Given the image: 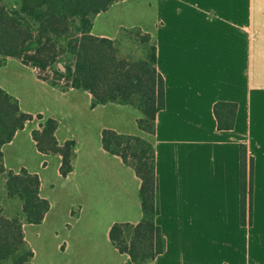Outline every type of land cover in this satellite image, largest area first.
Returning a JSON list of instances; mask_svg holds the SVG:
<instances>
[{
	"label": "crops",
	"instance_id": "1",
	"mask_svg": "<svg viewBox=\"0 0 264 264\" xmlns=\"http://www.w3.org/2000/svg\"><path fill=\"white\" fill-rule=\"evenodd\" d=\"M154 7L152 30L143 33L154 45L163 87V107L149 138L163 251L147 264H264V0H156ZM92 28V35L114 41ZM4 68L0 88L32 115L2 146L4 167L37 174L39 195L49 202L41 173L47 160L55 158L59 174L61 157L39 152L31 132L39 128L37 115L56 120L57 142H75L72 171L62 178L80 176L74 233L82 230L79 237L89 249H78L76 256L84 264H127L128 255L117 251L108 232L114 223L140 221V179L119 156L103 149L101 133L111 129L142 138L147 133L99 120L100 113L116 104L91 108L89 92L54 87L18 58L7 57L0 70ZM219 102L232 105L230 128H218L213 108ZM95 132L98 145L89 139ZM243 153L247 171L250 164L252 169L245 216ZM6 199L0 178V203ZM95 228L106 233L98 243L86 238ZM79 237L73 242L78 244Z\"/></svg>",
	"mask_w": 264,
	"mask_h": 264
},
{
	"label": "trees",
	"instance_id": "2",
	"mask_svg": "<svg viewBox=\"0 0 264 264\" xmlns=\"http://www.w3.org/2000/svg\"><path fill=\"white\" fill-rule=\"evenodd\" d=\"M0 5V66L7 57L40 69V78L61 90L74 88L91 94V108L96 105L130 106L141 114L136 119L139 130L153 135L156 113L163 107L162 79L155 69L154 45L146 60L129 62L121 57L115 42L91 34L94 17L122 0H13ZM61 63L64 70L56 66ZM63 80V83H60ZM229 103H216L214 115L218 128L232 126ZM226 111L221 114V111ZM227 112V113H226ZM39 128L31 132L37 150L61 157L59 174L66 177L75 158L73 140L58 143L57 122L36 116ZM32 115L22 112L17 100L0 88V178L4 179L7 199L21 204V217L0 216V261L31 264L32 251L24 240L22 225L40 224L49 210V202L39 195V178L21 168L14 172L3 164L2 146L10 142ZM103 149L121 158L140 179L139 199L142 217L136 224L114 223L108 232L111 244L128 255L127 264H147L163 251V240L156 216L159 213L155 151L153 144L136 135L119 134L111 129L101 133ZM246 153L242 154L241 212L251 205V164L247 171Z\"/></svg>",
	"mask_w": 264,
	"mask_h": 264
},
{
	"label": "rangeland",
	"instance_id": "3",
	"mask_svg": "<svg viewBox=\"0 0 264 264\" xmlns=\"http://www.w3.org/2000/svg\"><path fill=\"white\" fill-rule=\"evenodd\" d=\"M155 1L125 0L112 4L93 19L92 32L112 36L118 53L129 62L145 61L146 52L152 42L151 38H146L148 35L143 33V30H150L149 32L152 30ZM12 4H14L13 0H0V5L10 6ZM61 65V63L56 64L60 69ZM4 71L5 68L0 70V78L5 75ZM108 107L103 114L100 113L103 116L99 120H106L109 125L114 124V126L117 123L118 126H121H116L119 129H123L125 125L128 131L140 132L134 121L135 118L141 116L138 110L123 105H109ZM150 135L143 134L144 139L149 141ZM89 139L95 141L97 145L99 144L96 132L91 133ZM79 149L81 150V147ZM50 159L46 162V169L41 173L43 178L42 193L49 196L50 202L46 220L40 225L24 223L22 227L24 240L33 253L31 264H84V260H78L77 250L81 248L80 251L84 252L89 248L85 245L84 237H79L83 235L82 230L77 231L76 228V233H74L75 206L78 198L75 186L78 187L80 184V176L62 178L55 170V158ZM19 206L20 201L17 199H6L5 202L0 203V216L12 218L19 214L21 217ZM70 210L74 211L71 213L72 217L69 214ZM98 228L100 229V227ZM99 229L95 228L90 231L86 238L96 243L103 241L106 233ZM76 234L79 237L78 244L77 240L73 242ZM0 264H10V260L0 261Z\"/></svg>",
	"mask_w": 264,
	"mask_h": 264
},
{
	"label": "built area",
	"instance_id": "4",
	"mask_svg": "<svg viewBox=\"0 0 264 264\" xmlns=\"http://www.w3.org/2000/svg\"><path fill=\"white\" fill-rule=\"evenodd\" d=\"M34 69L36 70V72H37L39 75H41L40 73H42V72L40 71L39 68H37V67L34 66ZM45 74H47V75L50 76V77H51V75H52L50 71H47V73H45ZM60 83H63V80H61Z\"/></svg>",
	"mask_w": 264,
	"mask_h": 264
},
{
	"label": "water",
	"instance_id": "5",
	"mask_svg": "<svg viewBox=\"0 0 264 264\" xmlns=\"http://www.w3.org/2000/svg\"><path fill=\"white\" fill-rule=\"evenodd\" d=\"M60 67H61V69H62V70H64V68H63V66H62V65H61Z\"/></svg>",
	"mask_w": 264,
	"mask_h": 264
}]
</instances>
